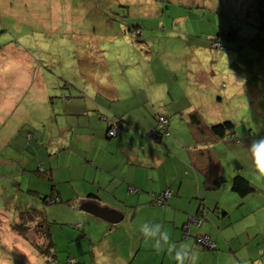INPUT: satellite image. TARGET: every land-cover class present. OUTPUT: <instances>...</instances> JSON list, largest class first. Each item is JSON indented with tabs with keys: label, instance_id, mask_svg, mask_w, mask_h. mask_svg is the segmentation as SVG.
I'll return each mask as SVG.
<instances>
[{
	"label": "crops",
	"instance_id": "1",
	"mask_svg": "<svg viewBox=\"0 0 264 264\" xmlns=\"http://www.w3.org/2000/svg\"><path fill=\"white\" fill-rule=\"evenodd\" d=\"M59 1L19 0L20 7L12 9L18 25L24 26L26 18L32 26L18 36L31 48L17 45L12 55L51 68L62 95L63 122L51 116L59 124L56 129L48 132L44 124L43 131L32 126L19 130L28 154L23 172L30 194L42 200L33 206L44 209L51 223L58 263L71 264L73 258L77 264H178L175 251L184 245V264H264V170L254 163L252 151L264 140V28L253 31L258 44L246 42L250 31L240 28L242 38L232 30L234 41L224 43L228 49L216 50L209 38L224 30L222 25L216 29V17L191 22L188 15L179 16L186 19L185 28L198 26L204 44L194 36L200 45L195 42L185 52L189 64L169 67L165 63L173 52L156 51L144 37L146 26H137L141 35L136 43L151 47L141 55L133 41L135 26L120 24L115 10H95L99 0H61L65 8L54 12ZM128 1H119L117 8ZM187 6L220 12L207 0ZM244 16L241 25H262L264 9L257 6ZM111 24L120 34L98 32L97 27L102 31ZM36 32L34 45L30 40ZM41 54L49 58L41 60ZM100 113L108 121L120 120L117 137L107 135L113 122ZM160 114L173 119L169 135L157 142L149 130ZM193 114L201 124L192 123ZM227 120L235 124L232 133L215 135L211 128ZM241 175L254 185L253 193L240 196L232 190L233 178ZM220 177L224 182L215 185ZM165 190L172 192L170 200L164 207L153 205V194ZM52 198L58 202L51 203ZM90 198L118 210L123 219L112 224L81 209L80 202ZM202 216L200 225L190 223L185 236L184 226ZM157 224L155 236L142 231L151 232ZM162 232L169 239L157 245ZM197 234L213 239L217 248L196 244Z\"/></svg>",
	"mask_w": 264,
	"mask_h": 264
},
{
	"label": "rangeland",
	"instance_id": "2",
	"mask_svg": "<svg viewBox=\"0 0 264 264\" xmlns=\"http://www.w3.org/2000/svg\"><path fill=\"white\" fill-rule=\"evenodd\" d=\"M119 1L123 0H99L95 6V10L101 11L103 14L105 12L109 14L106 8L115 10L114 12L117 15L114 18L120 24L146 26L143 28L146 32L144 37L154 43L153 47L156 51L168 48L169 51L173 52L174 56L167 58L165 63L169 67H174L173 65H178V63L189 64L190 60L185 52H188L190 49L192 50L190 45L194 46L195 42L200 45V41L203 40L201 38L203 32L200 31V33L196 34L199 31L198 26L195 24L191 28L188 24L185 25V28L184 22L186 19L179 16L188 15L187 18L191 22H194L198 18H204V14H207L206 18L209 20L212 18L211 16L216 17L217 23L215 26L217 30H221L218 27L222 25L221 28L227 31V36L231 35L230 30H236L239 33V38H242L243 34L240 28L245 30V32L250 31L246 42L252 44H258V39L254 37L253 31L258 30V28H261L259 26L264 25V19L261 20L262 25L251 21H248L246 26L241 25L244 23L241 22V19L244 20L246 11L249 12L252 8L256 9L257 6L260 10L264 9L263 0H207L212 3L216 11L220 9V12L213 15L212 12L208 14L207 10L187 6L192 4L194 0H131L126 2L127 4H123L125 5L124 7L117 8ZM182 3L187 7L181 6ZM61 4L63 5L60 0L54 12L62 11L63 7L65 8ZM20 5L19 0H0V11L4 9L10 12L11 8L15 10ZM242 6H244V11L242 10ZM114 7L115 9H112ZM168 9L173 14L168 12ZM23 10L25 11V9ZM164 10L165 14L163 15L161 11L164 12ZM175 10H179L181 15L175 17ZM25 16L29 17V14ZM61 16L63 17L64 15L62 14ZM175 19H177L178 24L174 25ZM23 23L24 26L18 25V21L13 22V19L0 22V37L3 38L4 44L7 43L6 45L0 44V53L6 52L8 54L7 58L0 56V213L6 214L5 212H7L9 213V217L14 216V211L32 208L34 207L33 205L42 202L41 199H37L33 194H30L29 177L23 172V168L25 167L24 162L28 154L22 148L24 146L22 143L24 142L21 139V135H19V130L28 131L29 127L32 126V128L37 127L39 131H43V125L46 124V131L51 132L50 128L56 129L59 125L55 120H52V114L53 117L59 118L60 124L63 122L62 117L59 115L61 113L59 104H62L60 103L62 95L57 91L59 88H57L58 83H55L57 82V77L52 74L54 71L47 67L43 70L40 66V61L32 63V61L24 60L18 54L12 55L13 52H17L19 49L17 48V44L15 42L12 43L10 40H17L19 33H25L31 29V25H27L28 23H26V18ZM165 23H168V26ZM29 24H31L30 20ZM164 27L165 29H162ZM24 28L26 30L22 31ZM4 30L6 32L2 33ZM191 35L192 37H190ZM194 36L199 37L200 41L194 38ZM35 37H39L37 32L35 33ZM36 38L31 37L32 40H30L34 45H36ZM71 38L68 36L66 41L71 40ZM56 40L59 41V37H56ZM137 40H140V37L138 39L133 38L135 43ZM20 42L28 48L31 47L29 41L21 40ZM40 42L44 43L42 40ZM201 42L204 44L203 41ZM225 48L228 49L223 44L222 47H217L216 50H224ZM150 49L151 47H148L144 43L142 45L136 43L135 50L139 54L144 50L148 52ZM40 59L45 60V57L40 56ZM212 59L213 56L208 54L207 60L209 63ZM203 61V59L199 60L200 63ZM225 64L228 65L229 62H225ZM253 80H257V77ZM43 118L45 120L40 121V124L36 123V121ZM30 134L32 132L28 133V138L31 136ZM17 146H21V150L16 149ZM29 146L32 147L31 145ZM7 158H10V162H6ZM22 176L25 177V181H21ZM32 187L33 185L30 187L31 190H33ZM0 222L4 225L3 236L2 233L0 234V243L1 241H5L20 256L19 260L16 259V253L10 251L8 254V248L6 249L1 246L3 252L0 253V264H21V262L23 264H37L36 255L32 247H30V242L15 232H11L10 227L8 228L9 220L1 218ZM25 235L31 238L32 240H29L32 242L35 239L37 243L44 246L47 243L45 235L41 232L39 233L35 228L26 232ZM64 256L66 257V255ZM51 264H63V262L58 263L57 261Z\"/></svg>",
	"mask_w": 264,
	"mask_h": 264
},
{
	"label": "trees",
	"instance_id": "3",
	"mask_svg": "<svg viewBox=\"0 0 264 264\" xmlns=\"http://www.w3.org/2000/svg\"><path fill=\"white\" fill-rule=\"evenodd\" d=\"M10 1H14V0H10ZM10 12L11 13H9L8 10L6 11L4 9H2V13L0 11V16L3 15V16H1V18H3V20H1V18H0V22L1 23H2V21H8V20H11V19H13V22L16 21L14 19V15L12 13L13 12L12 8H11ZM196 12H198V11H196ZM204 16H206V14H204ZM262 27L264 28V25ZM30 28H32V26ZM97 28H98V32L103 34L104 37H106V36H115V35L120 34V33H118V30H115L114 27L112 28V24L108 28H107V26H105L102 31H100L99 27H97ZM133 29H134L133 30L134 36L136 38H138L141 35V31L139 30V28H137V26L133 27ZM129 31H131V30H129ZM5 32H6L5 30L2 31V33H5ZM230 32H231V30H230ZM233 32L231 33V35L227 36V31L223 30V32H219L218 34H216L215 37L209 38V41L212 42L211 46H213V42H215V41L220 42L222 46L225 43V41H230V42L234 41V40H232L233 39L232 38L233 37ZM19 35H22V33H19ZM122 35H125V33L122 32ZM226 36H227V38H226ZM37 38H39V37H37ZM37 38L35 40V44H36V42L38 40ZM10 41L12 43L15 42L17 45L22 46V44L19 41V37L15 41H14V39L10 40ZM0 44H4L2 37H0ZM6 44H4V45H6ZM89 48H90V46H89ZM215 48H217V47H215ZM41 56L45 57V59L49 58V54H41ZM63 56L70 57L69 54L68 55H63ZM39 58H40V56H39ZM100 115H102V114L100 113ZM102 116H103V118L105 120L108 121V118L105 115H102ZM161 117H165V116L161 115V114L157 115V117L155 119V124H154L155 126H153L149 130V132L154 130L157 133L158 139L154 138V140L157 141V142L160 141L161 137H163L165 135H169V132H168L169 124L168 123L170 122V120L173 119V117H170V116L165 117L168 120V123H167L168 125H167V133H163L161 128H160V125H159V120H160ZM191 121H192V123H194L196 125L197 124H201L200 120H199V118H198V116L196 114H193L191 116ZM108 122H113V123L117 124V126L120 127V130H119V132L117 134V135H119V133L122 130L121 126H120V120H116L115 119V120H110ZM234 127H235L234 122L230 121V120H227V121H224L222 123L215 124V126H213L211 128V130H212V132L215 135L217 134L220 137H224L228 133H232V131L234 130ZM109 132H110V128L108 129V133ZM108 133H107V135H108ZM117 135L116 136H110V137H112V138L113 137H117ZM50 177L51 176H48V179H51ZM223 182H224L223 177H220L215 182V185H220ZM232 190L234 192H237L240 196H246L248 194L253 193V190H255V187H254V185L251 184V182L248 179H246L245 177H243L241 175V176H237V177L233 178ZM163 192L164 191H162L160 193L162 194ZM160 193L153 194L152 204L155 205V206H163L164 207L166 202L168 200H170V199L166 200L163 205L162 204L157 205V204L154 203V201L156 200V197L159 196ZM43 199L46 200V198H43ZM50 202L51 203H56V202H58V199H56V198L53 199L52 198V199H50ZM6 216L8 217V220H9L8 228L10 227L11 232H15L17 235L22 236L25 240H28L30 242V247H32V249L34 250L35 255H36L37 264H49V263L51 264L52 262H55V260H56L55 253H54L55 252V246H54V242H53V235H51V230H50V224L51 223H49V221L47 220V214H46V211L44 209H39V208H36V207L27 208V209L25 208V210L22 209L20 211H14V216L13 217H9V213ZM1 218L4 219L3 216L0 213V221H1ZM204 219H205L204 216H202V217L196 218L194 221H191V222L189 221V223H188V234H189V231H190V229H189L190 223L194 222V223H197L198 225H200ZM3 226H4L3 223L0 222V229H1L0 230V234L2 233V236H3V232H4V227ZM185 226H184V229H185ZM33 228H35L39 233L41 232L43 235H45L46 240H47V243H46L45 246L42 245V244L37 243L35 239L33 240V242L30 241L32 239L25 235L26 232L31 231ZM185 232H186V229H185ZM187 235H185V236H187ZM201 236L202 235L197 234V236L195 237L196 244H199L202 247L208 249L202 243L198 242V238H200ZM3 239H4V237H3ZM1 246H3L6 249L8 248L7 249L8 254H9L10 251L12 253H16L17 254V256H16L17 258L16 259H18V260L20 259L19 254L13 248L9 247L5 243V241L4 242L1 241V243H0V253L3 252ZM216 248H217V246H215L214 248H209V249L215 250ZM12 256H14V255H12ZM71 259H73V258H71ZM71 259H70V263L71 264H77V261H75L73 259L74 262H71ZM19 263H20V261H19ZM21 264H23V262H21Z\"/></svg>",
	"mask_w": 264,
	"mask_h": 264
},
{
	"label": "built area",
	"instance_id": "4",
	"mask_svg": "<svg viewBox=\"0 0 264 264\" xmlns=\"http://www.w3.org/2000/svg\"><path fill=\"white\" fill-rule=\"evenodd\" d=\"M227 38V36H226ZM213 47H222L221 43L218 41L213 42ZM168 120L165 117H161L159 120V125L163 133H167V124ZM120 130V127L117 126V124L113 123L110 125V132L108 133L109 137L110 136H116ZM149 136L155 139H158L157 133L152 130L149 132ZM172 192L170 190H165L162 194L160 193L159 196L156 197V200L154 201L155 204L160 205L164 204L166 200L170 199L172 196ZM195 219H191V221H194ZM186 233L185 235L188 234V224L185 226ZM198 242L202 243L204 246H206L208 249L209 248H214L216 246V243L213 239H210L207 236H201L198 238ZM71 262H74L73 259H71Z\"/></svg>",
	"mask_w": 264,
	"mask_h": 264
},
{
	"label": "clouds",
	"instance_id": "5",
	"mask_svg": "<svg viewBox=\"0 0 264 264\" xmlns=\"http://www.w3.org/2000/svg\"><path fill=\"white\" fill-rule=\"evenodd\" d=\"M252 151H253V161L256 165L259 166L261 170H264V140H261L257 143H255L252 146ZM160 228V225H156V229L152 230L151 232L146 228L143 227L142 231L146 236H155L158 233V230ZM160 239L157 240V245H159L160 241H167L169 239L168 233L167 232H162L159 233ZM186 246L181 245L180 250L175 251V258L178 261V264H184V259L186 256V251L184 250ZM195 256L193 255V259Z\"/></svg>",
	"mask_w": 264,
	"mask_h": 264
},
{
	"label": "water",
	"instance_id": "6",
	"mask_svg": "<svg viewBox=\"0 0 264 264\" xmlns=\"http://www.w3.org/2000/svg\"><path fill=\"white\" fill-rule=\"evenodd\" d=\"M80 208L91 212L99 218L108 220L110 223H118L123 219L121 212L116 209H110L107 206H101L95 199L83 200L80 202Z\"/></svg>",
	"mask_w": 264,
	"mask_h": 264
}]
</instances>
